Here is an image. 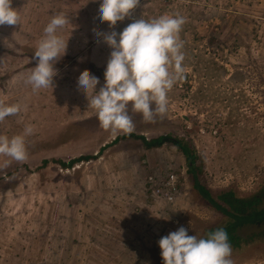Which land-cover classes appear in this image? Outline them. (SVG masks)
<instances>
[{
    "label": "rangeland",
    "instance_id": "obj_1",
    "mask_svg": "<svg viewBox=\"0 0 264 264\" xmlns=\"http://www.w3.org/2000/svg\"><path fill=\"white\" fill-rule=\"evenodd\" d=\"M12 6L20 23L0 25V104L21 111L0 121V135L21 134L26 125L33 132L27 160L0 167V264H163L162 236L183 226L204 238L231 221L193 185V171L213 196L261 187L264 0H139L114 29L97 22L98 0ZM57 12L70 16L61 31L67 52L55 65L54 87L34 90L27 83L34 52ZM163 14L185 18L183 79L168 93L166 113L145 122L130 111L135 130L113 135L76 87L85 71L103 84L110 49L91 34ZM159 136L161 144L146 146ZM172 139L192 146L196 170ZM9 159L0 155V164ZM150 175L180 189L156 194ZM236 231L233 264H264V242L244 241L249 232Z\"/></svg>",
    "mask_w": 264,
    "mask_h": 264
},
{
    "label": "clouds",
    "instance_id": "obj_2",
    "mask_svg": "<svg viewBox=\"0 0 264 264\" xmlns=\"http://www.w3.org/2000/svg\"><path fill=\"white\" fill-rule=\"evenodd\" d=\"M97 22L114 29L118 22L129 18L139 0H98ZM13 0H0V25H17L20 16L12 6ZM70 16L57 12L43 29L35 52L36 65L30 69L27 83L34 90L54 87L58 75L56 63L66 55L68 40L61 31L69 24ZM185 18L179 14H163L149 20L139 17L121 31H94V42L103 43L110 53L100 78L82 72L76 81L77 91L85 94L96 113L100 127L113 135L130 134L135 130L131 113H138L145 122L168 110V93L183 79L185 54L180 32ZM99 85V88H98ZM21 111L19 104H0V121ZM33 132L26 125L23 133L8 137L0 135V155L11 161L24 162L28 158L26 138ZM163 264H233L232 247L224 228L206 237L189 235L181 226L158 240Z\"/></svg>",
    "mask_w": 264,
    "mask_h": 264
},
{
    "label": "trees",
    "instance_id": "obj_3",
    "mask_svg": "<svg viewBox=\"0 0 264 264\" xmlns=\"http://www.w3.org/2000/svg\"><path fill=\"white\" fill-rule=\"evenodd\" d=\"M161 137L162 136H159L155 139L153 138L149 141H145L146 146L161 144ZM172 140L179 145L184 154L187 155L190 167H193V169L196 170L197 168L193 164L194 157L196 156L192 146L188 145V143L182 142L181 139ZM180 142H182V144H180ZM191 174L193 185L198 188L199 192L212 203L216 210L222 212L225 216L231 219V221L225 222L223 225L219 226L227 231L229 241L232 240V237H236L235 232H237V228H242L249 232L246 237L243 236L245 238H241L244 241L264 242V181L258 190L247 195L239 196L231 190H224L213 196L211 195V191L199 184L195 172L193 171ZM166 189H169V191L172 192L180 189V184H176L174 189L169 186H167ZM251 227L255 228V231L250 232Z\"/></svg>",
    "mask_w": 264,
    "mask_h": 264
},
{
    "label": "built area",
    "instance_id": "obj_4",
    "mask_svg": "<svg viewBox=\"0 0 264 264\" xmlns=\"http://www.w3.org/2000/svg\"><path fill=\"white\" fill-rule=\"evenodd\" d=\"M152 175H150L149 176V178H148V182H149V184L153 187L152 189H153V192L154 193H163V192H165L167 189H166V187L167 186H171L172 184H171V182L172 181H169V180H167L165 183H161V184H164L163 186L165 187V189H163V186L162 185H160L158 182H156V181H152V177H151ZM170 179H172L173 181H174V179L171 177ZM167 198V197H166ZM167 199H171L169 196H168V198Z\"/></svg>",
    "mask_w": 264,
    "mask_h": 264
},
{
    "label": "crops",
    "instance_id": "obj_5",
    "mask_svg": "<svg viewBox=\"0 0 264 264\" xmlns=\"http://www.w3.org/2000/svg\"><path fill=\"white\" fill-rule=\"evenodd\" d=\"M183 153H184V152H183ZM163 198H164V199H162L161 202L165 203L166 206H169L171 202H170L167 198H165V197H163ZM173 208H174V207H173ZM164 217H165V216L163 215V216H162V221H163V222H165V221H164Z\"/></svg>",
    "mask_w": 264,
    "mask_h": 264
}]
</instances>
